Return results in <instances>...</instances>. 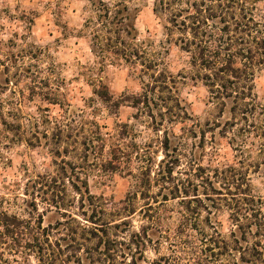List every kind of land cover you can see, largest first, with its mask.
<instances>
[{"label":"rangeland","instance_id":"obj_1","mask_svg":"<svg viewBox=\"0 0 264 264\" xmlns=\"http://www.w3.org/2000/svg\"><path fill=\"white\" fill-rule=\"evenodd\" d=\"M119 1L130 9L136 37L150 41L156 53L164 51L162 46L167 49L158 58L176 79L172 92L186 112L180 121L170 123L165 118L161 128L168 129L170 150L175 149L180 159L174 184L183 187L196 168L194 163L230 166L248 173L250 194L264 200V149L257 142L236 147L230 140L232 134H222L221 127L231 119L228 109L221 115L207 88L193 80L188 56L174 45L180 32L166 30L170 26L165 17L155 15L154 0H108ZM257 7L264 9V0H257ZM96 15L89 0H0V216L7 213L32 223L40 219L42 227L63 224L77 232L63 231V227L61 234L52 232V241L67 245L65 264H78L80 259V264H91V259H97L98 237L102 239L106 233L114 239L118 235L115 214L124 202H132L136 210L128 217L130 232L149 225L139 213L144 202L139 195L133 199L139 167L153 163L152 169H156L163 158L162 131H154L152 119L127 102L145 90L140 68L123 61L100 65L91 41ZM169 40L171 44L165 43ZM254 86L257 102L264 106V69L255 74ZM135 145L143 160L136 157ZM114 156L121 158L119 165ZM195 183L190 180V189ZM174 184H166L162 193L154 186L156 201ZM40 190L56 191L62 209L39 197L34 200L32 194L40 196ZM90 203L97 207L94 214ZM152 206L146 212L153 220L148 232L152 242L144 249L142 264L176 262L184 216L192 225L193 243L198 239L195 229L212 233V227H217L226 239L234 229L225 210L217 214L209 207V214L187 215L179 199ZM90 215L104 226L93 228L86 221ZM124 238L128 239L127 234ZM114 258L115 264H121V259ZM0 264L24 263L1 247ZM27 264L38 262L31 257Z\"/></svg>","mask_w":264,"mask_h":264},{"label":"trees","instance_id":"obj_2","mask_svg":"<svg viewBox=\"0 0 264 264\" xmlns=\"http://www.w3.org/2000/svg\"><path fill=\"white\" fill-rule=\"evenodd\" d=\"M89 1L97 12L91 41L94 50L96 48L98 51L100 65L123 61L140 68L138 73L145 90L127 102L139 113L150 117L154 131H162L163 134L160 141L163 158L156 169H152L153 163L139 167L138 191L133 197L135 200L139 195L144 202L139 213L149 225L130 232L128 217L136 210L132 202H124V206H120L115 214L119 217V223L114 227L119 229L118 235L114 239H110L106 233L104 238L98 237L94 249L97 259H91V264H115L114 257L121 259V264H142L144 249L152 242L148 232L153 220L146 212L153 210V204L169 199H179L187 215H197L201 211L209 214V207L217 214L225 210L234 228L227 239L217 227H212V233L195 229L198 239L197 243H193V228L189 218L184 216L180 224L179 255L172 264H264V200L250 194L248 173H241L230 166L203 167L200 163H194L196 168L192 176H188L189 180L182 184L183 187L174 184L173 174L180 159L175 155V149L170 150L168 129L161 128L165 118L170 123L180 121L186 112L172 92L176 79L163 67L162 59L158 58L162 53L166 54L167 49L162 46L164 51L156 53L150 41H141L136 37L130 9L125 1ZM153 6L157 17L166 18L170 26L166 30L171 32L173 28L180 32V39L174 41V45L188 56V65L194 71L193 80L200 81L207 88L210 100L220 107L221 115L228 109L231 119L221 127L222 134H232L230 140L236 143V147L244 142L250 145L257 142L260 150L264 149V106L257 102L254 92L255 74L264 69V9L257 7V0H154ZM165 43L171 44L172 41ZM155 109L158 121L154 116ZM124 126L122 128L127 129V125ZM201 138L204 141L203 134ZM139 149L135 145L134 153L143 160L145 157H142ZM117 152L122 157L125 155L118 149ZM113 160L118 161V165L121 162L119 156H114ZM190 178L196 182L192 189L189 187ZM168 183L174 184V187L162 195L160 201H156L158 195L152 194V188L159 186L162 193ZM71 186L81 194L75 184L71 183ZM40 191V196L32 194L34 200L39 197L48 201L47 204L53 203L57 209H62L56 191ZM84 193L88 194L87 189ZM88 197V200L92 199ZM205 202H210V205ZM33 207H36L34 203ZM91 211L92 214L96 213L97 207L92 206ZM1 214L0 248L3 251L20 258L24 264L31 257L38 264L66 263L67 245L62 247L51 238L54 230L61 234V230L70 232L69 227L58 224L56 228L50 225L45 228L40 219L32 223L30 219ZM87 218L86 221L95 229L104 226L92 215ZM61 227L63 229L59 230ZM120 234H127L128 239ZM76 262L80 264L81 259Z\"/></svg>","mask_w":264,"mask_h":264}]
</instances>
